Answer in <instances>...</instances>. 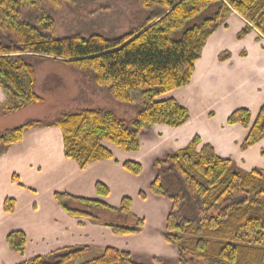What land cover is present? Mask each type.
<instances>
[{"label":"trees","instance_id":"obj_1","mask_svg":"<svg viewBox=\"0 0 264 264\" xmlns=\"http://www.w3.org/2000/svg\"><path fill=\"white\" fill-rule=\"evenodd\" d=\"M60 0H0V87L10 99L5 112H17L43 103L34 92L33 67L26 58H50L66 62L91 77L116 102L137 106L135 119L126 122L104 110L79 109L61 114L51 124L29 121L4 131L0 147L22 140L26 130L54 126L62 131L63 152L80 168L95 161L112 159L106 144L123 152H137L140 135L147 128L164 125L178 128L189 116L187 110L165 95L189 84L195 63L206 41L226 27L234 11L247 21L237 38L257 30L264 39V0H140L144 9L157 8L146 25L119 39L90 36L56 39L53 23L41 10L43 2ZM38 10V28L22 22V12ZM23 76L28 79V91ZM247 130L246 150L264 137V106L252 119L249 111L237 109L227 121ZM264 155V148L261 150ZM124 169L137 176L141 166L126 162ZM150 193L171 204L163 238L176 249L178 264H264V170L250 173L236 169L217 156L211 145L198 137L179 152L156 160ZM108 192L106 186H96ZM142 197L145 195L140 193ZM59 207L76 218L94 219V209L124 214L136 221L135 228L108 226L115 235L140 233L143 220L131 213L130 198L113 208L100 200L55 195ZM77 203L80 208L71 207ZM12 212L13 201L5 202ZM27 238L21 231L9 233L6 243L22 253ZM87 247L62 248L49 256L20 264H68L82 258ZM85 264H138L131 253L107 247Z\"/></svg>","mask_w":264,"mask_h":264},{"label":"crops","instance_id":"obj_2","mask_svg":"<svg viewBox=\"0 0 264 264\" xmlns=\"http://www.w3.org/2000/svg\"><path fill=\"white\" fill-rule=\"evenodd\" d=\"M226 21V27L216 30L206 41L189 84L163 97L182 105L189 113L187 121L178 128L164 125L147 128L140 135L137 152L125 153L106 144L112 159L80 168L74 160L65 157L62 131L47 125L28 129L20 142L0 147V264H20L34 257L49 256L62 248L87 247L89 251L95 246L125 251V246L110 244L119 243V239L128 235L117 236L108 226L101 227L70 216L59 207L57 194L100 200L113 208L130 198L131 213L142 219L143 225L146 219L137 215L134 207L149 204L158 228L153 225L155 233L149 237L150 241L142 239L140 246L145 245L150 250L145 254L147 261L160 263L162 257L158 251L169 246L163 238L167 216L161 221L162 216L160 218L155 208L162 203L163 197L150 193L155 178L153 164L186 148L194 137H198L202 145H211L217 156L229 159L239 171L264 170V155L261 154L264 137L243 150L247 130L239 124L226 122L237 109L249 111L254 119L264 106V39L253 30L237 38L246 21L235 12L229 14ZM9 106L10 99L0 87V136L22 117L23 112L40 105L5 112ZM7 125L12 126L7 128ZM126 162L139 164L141 173L135 176L126 171L123 167ZM144 174L147 177H143ZM98 184L106 186L108 192H98ZM6 201H13L12 212L5 211ZM75 206L79 207L77 203L71 204ZM16 231L27 238V245L20 254L14 253L6 243L9 233ZM126 252L133 254V251ZM173 252L176 257V249Z\"/></svg>","mask_w":264,"mask_h":264},{"label":"rangeland","instance_id":"obj_3","mask_svg":"<svg viewBox=\"0 0 264 264\" xmlns=\"http://www.w3.org/2000/svg\"><path fill=\"white\" fill-rule=\"evenodd\" d=\"M41 6L44 15L53 23L56 39L79 37L87 40L90 36L98 35L108 40L119 39L121 36L141 29L146 25L148 19L156 15L158 11L155 6L151 9H144L140 0H60L57 5L43 2ZM37 15L38 10L36 9L25 10L22 12V22L38 28ZM255 32L258 33L257 30ZM260 39L263 40L262 37ZM25 61L33 67L34 92L43 99V103L34 104L40 106L34 107V110L29 109L23 112L22 117L15 120L13 126L7 125V128L12 126L8 130L21 127L24 123L34 121V119L40 120L39 122L43 125L51 124L57 120L59 115L79 109L104 110L114 113L115 116L126 122L135 119L139 110L137 106L114 101L106 89L98 88L90 76L87 77L84 73L76 71L66 62L40 57H28ZM23 79L24 86L28 91V79L24 76ZM145 176L147 177L146 174L143 175V177ZM161 200L162 203H158L160 205L154 207L160 212L159 215L160 218L162 216L161 221H163L170 209V204L164 198ZM152 205L154 204L152 203ZM117 206L120 207V204ZM139 206L140 208H137ZM75 208L84 210L78 206ZM134 211L137 215H141V218L146 219L145 225L141 227V234L139 236V233L129 234V237L119 239V243L111 242L110 245L113 247H116L115 245L125 246L129 251H133V261L138 264H178L177 257L173 255L174 249L172 250L167 245L162 247L163 250L158 251L162 257L160 263H152L146 260L145 254H148L150 250L145 245L140 246V242L142 239L150 241L149 237L155 233L152 226L156 225L157 227L158 221L153 214L154 210L147 203L136 205ZM106 212L94 209L91 212L94 219L86 217L81 219L89 220L101 227L111 225L125 228L136 227V221L130 216ZM126 249L125 251H128ZM104 250L105 247L99 249L93 246L82 258L68 264H85L103 254Z\"/></svg>","mask_w":264,"mask_h":264}]
</instances>
